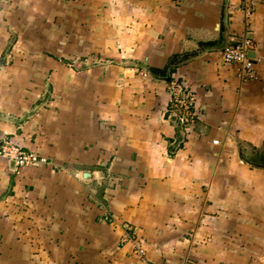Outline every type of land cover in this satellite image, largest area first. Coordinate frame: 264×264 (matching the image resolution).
Here are the masks:
<instances>
[{"label":"crops","instance_id":"crops-1","mask_svg":"<svg viewBox=\"0 0 264 264\" xmlns=\"http://www.w3.org/2000/svg\"><path fill=\"white\" fill-rule=\"evenodd\" d=\"M38 1L88 33L83 54L29 49L0 0V150L46 160L0 155V264H264V0ZM226 33L253 40L255 79L223 62Z\"/></svg>","mask_w":264,"mask_h":264},{"label":"rangeland","instance_id":"rangeland-1","mask_svg":"<svg viewBox=\"0 0 264 264\" xmlns=\"http://www.w3.org/2000/svg\"><path fill=\"white\" fill-rule=\"evenodd\" d=\"M80 7L78 9H87L88 0H77ZM7 5L16 8L18 13H24L26 10L27 15H17L18 23V35L23 46H27L32 50H39L38 52L45 51L58 55H76L83 54L84 49L79 46L71 53L69 51L68 42L72 40H84V34L88 33V16L85 14H77V30L72 29L68 31L65 29L66 18L73 10V5L61 6V13L59 16L53 18L52 8L53 3L41 2L38 0H7ZM42 7V14H37V11H33L31 7ZM22 10V11H21ZM45 12V13H44ZM66 22H63L62 19ZM87 19V20H86ZM14 38V37H13ZM59 41H63L65 45H59ZM67 50V51H66ZM35 52V51H34ZM88 53V52H87Z\"/></svg>","mask_w":264,"mask_h":264},{"label":"built area","instance_id":"built-area-1","mask_svg":"<svg viewBox=\"0 0 264 264\" xmlns=\"http://www.w3.org/2000/svg\"><path fill=\"white\" fill-rule=\"evenodd\" d=\"M253 45V40L247 37L241 44L228 43V45L220 51L222 60L225 64L238 67V76L241 79L253 80L256 78V63L255 60L249 56V52L254 49ZM169 92L172 97V109L181 111V114L177 115L176 119L182 125L189 124L192 120V114L189 112V109L194 101L192 89L183 81L172 78L169 82ZM188 129L189 127L186 126V132H188ZM215 144H218V141H215ZM0 155L12 160L18 169L35 167L46 162L44 158L39 157L37 154L27 152L20 146L10 142L2 147ZM137 250L141 254H144L141 246L139 247L137 245Z\"/></svg>","mask_w":264,"mask_h":264},{"label":"trees","instance_id":"trees-1","mask_svg":"<svg viewBox=\"0 0 264 264\" xmlns=\"http://www.w3.org/2000/svg\"><path fill=\"white\" fill-rule=\"evenodd\" d=\"M180 63H182L181 62V60H179V58L178 57H174L171 61H170V66L174 69V67H176V66H178ZM169 66V67H170ZM168 67V68H169ZM168 68H166V69H164L163 71H158V70H156V69H150V72L154 75V77H155V75H157L158 76V74H160V75H165V73H166V71H167V69ZM172 69V70H173Z\"/></svg>","mask_w":264,"mask_h":264},{"label":"water","instance_id":"water-1","mask_svg":"<svg viewBox=\"0 0 264 264\" xmlns=\"http://www.w3.org/2000/svg\"><path fill=\"white\" fill-rule=\"evenodd\" d=\"M227 45H228V38H227V33H226V34H225V40H224V42L221 44V46L219 47L218 50H220V51L223 50ZM249 56H250V58H252V59L255 57L254 54L251 53V51L249 52ZM171 79H172L171 76L168 75L167 78L165 79V81L170 82ZM84 177H85V178H89V177H90V173H85V174H84Z\"/></svg>","mask_w":264,"mask_h":264}]
</instances>
